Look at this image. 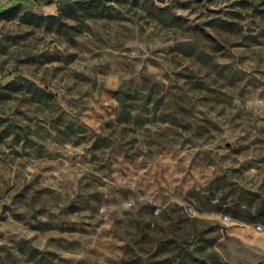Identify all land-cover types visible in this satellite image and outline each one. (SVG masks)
Masks as SVG:
<instances>
[{
	"label": "rangeland",
	"instance_id": "1",
	"mask_svg": "<svg viewBox=\"0 0 264 264\" xmlns=\"http://www.w3.org/2000/svg\"><path fill=\"white\" fill-rule=\"evenodd\" d=\"M248 212L264 0H0V264H264Z\"/></svg>",
	"mask_w": 264,
	"mask_h": 264
},
{
	"label": "trees",
	"instance_id": "2",
	"mask_svg": "<svg viewBox=\"0 0 264 264\" xmlns=\"http://www.w3.org/2000/svg\"><path fill=\"white\" fill-rule=\"evenodd\" d=\"M34 90L38 93L39 96H41V95H46L47 96L48 95V94L45 93V88L44 87H40V86L36 85V88ZM150 94H151L150 92L147 93V96H150ZM130 96H134V95H130V93L128 91H125L122 88H120L118 90V92H117V99H118V108L117 109H118V112H117V115H116V118H115L116 121L123 122V123H126V124L129 123L130 110L128 108V104L129 103H128L127 100L129 99ZM140 119H141L140 121L143 122L142 118H140ZM218 179L219 178H216V179L210 181V184L215 182V181H217ZM198 191H200V190H198ZM168 208H170V206ZM168 208L163 209V211L161 213L162 216H163L164 213H169V211H167ZM222 210L223 211H230V210H228V207H224ZM233 214H235V213H232V215ZM168 216H169V214H167L166 216H163V217L167 218ZM238 217L244 218V219H252V218L254 219V218H256V219H259L262 222H264V212H259L257 214H251L250 212H248V213H246V215L245 214L244 215H238ZM186 218H188V217H186ZM144 233H145V231H144ZM164 239L161 238V239L157 240V243H169L172 240H175V241L177 240V238H174V237L172 239H168V240L166 238H164ZM184 249H185L184 251H182L180 254L177 255L182 260V261H179V262H181L182 264H191L192 261L197 260V256L195 255L194 250H191V249H188V248H184Z\"/></svg>",
	"mask_w": 264,
	"mask_h": 264
}]
</instances>
